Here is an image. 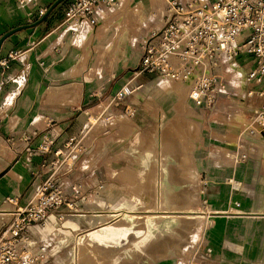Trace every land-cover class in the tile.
Here are the masks:
<instances>
[{
	"label": "crops",
	"instance_id": "obj_1",
	"mask_svg": "<svg viewBox=\"0 0 264 264\" xmlns=\"http://www.w3.org/2000/svg\"><path fill=\"white\" fill-rule=\"evenodd\" d=\"M54 1L0 0V37L7 31L20 27L2 41L0 57L6 55L11 50L23 51L20 58L10 62L8 69L5 71H1L0 69V186L5 187L6 185H10L15 187L24 185V183L29 182L33 178L32 176L30 177L31 173L38 172L41 169L42 161L46 156L48 158L53 157L52 153L42 154L36 150L38 143L44 140L45 137L52 140L51 151L60 148L62 152H67L70 149L67 148L66 144L70 138L75 137L78 141H81L80 139L88 135L85 123H89L92 132H94V128L101 129L107 124L105 120H101L104 126L101 128L97 127L91 123V119L95 118L91 114L100 116L105 114L107 110L113 109L123 114L117 113L108 118V120H112L116 115H121L117 116L114 122L119 123L117 127L120 128V133L124 134L123 132L127 131L125 133L127 135L118 136L115 143L112 142L113 144L111 142L108 143L109 145H115V147L111 146L113 148H109L107 152L114 154L113 159L132 158V160H137L138 166L134 171L127 168L123 175L125 178H129L130 176L137 177L139 189L146 191L150 197V200L143 203V206L140 207L142 208L139 210L140 213V211L147 209L155 202L156 184L158 178L161 177L160 172H162V162L160 158L158 159V155L159 157L161 156V153H158L157 146L158 132L167 130L172 123L171 121L163 124L160 114L157 119L156 106L158 103L156 102V93L160 90L162 91V89L155 86L157 83L156 79L160 80L157 83L158 87L160 84L170 81H162L165 79L157 76L151 78L149 75H143L142 78L138 77L135 80L133 78L131 81L139 84L137 88L143 87L145 89L144 96L141 91H137L136 94L133 92L131 95L134 97L131 95L127 96L117 103L111 100L107 101V99L101 100L99 99V95L94 96L93 91L97 88V85H94L96 88L92 85L89 86L86 83V79L80 77V75L77 77V74L84 71L82 66L88 62L89 56L93 53L90 50L85 56L84 53L89 48L88 45L91 48L97 46L96 41H93V39L100 22L98 21L88 34L74 35L70 30L65 29V26L61 25L64 18L65 5L69 0L58 3L44 19L41 18L43 15L38 16L36 14L38 8H47ZM65 1L66 3H64ZM131 1L133 0H129L127 4H132ZM148 2L149 0L143 3L146 5ZM133 6L130 10H132ZM30 12L33 13L32 22L27 20V14ZM102 14L100 18L103 21L101 26L103 29L102 33H104V25L108 19L107 16L102 17ZM127 19L128 17L124 19V22ZM111 24L114 25L115 23ZM128 34L134 37L132 32ZM82 36L85 37V44L83 46L79 45V40ZM102 50L104 55V48ZM97 56L94 57L91 64L94 66V69L103 60V56H101V61L95 65ZM109 58L106 57V62H108ZM246 59L251 61L250 58ZM238 61H240L239 58ZM103 66L101 68L107 78L104 81L102 80V88L99 91H103L105 86H107L111 89L110 94L115 96V91L121 84L128 83L130 79L121 77L119 80L114 81L115 75L111 74L110 76V67ZM177 86L181 87L177 83L173 84V88H177ZM181 90L188 95L187 90ZM88 91L89 93H87ZM164 92L167 93L166 91ZM172 95L173 101H177V106H174L173 101L170 103L169 112H172L170 117L177 113L175 109H179L180 104L178 95ZM242 99L244 101H240L238 97L231 98L220 104L218 111L214 113L216 116L218 112H224V109L225 111L229 109L236 110L234 107L245 113L244 115L239 113L235 116V119L243 122L241 124V138L244 136L248 112L259 103V98L255 96H247ZM77 102L85 107L82 113L78 112ZM129 108H131V111H129ZM84 115L88 118L87 122L84 120ZM100 118L98 117V119ZM217 120V116L212 119L213 122ZM154 121L159 123L158 126H155V133L151 129L155 123ZM190 125L188 123L187 133L190 135L192 133L193 135L195 128L193 125ZM109 128L110 126L106 127L103 132L100 131L94 135L93 140L103 138L108 133ZM129 128H131L129 131H125V129ZM228 131L226 129L224 134H227ZM24 134L29 136L28 140L23 139ZM153 134H155V137ZM245 137L242 138L245 139V142L242 143L246 144L247 148L235 149L234 146L237 144H234L233 147H230L225 152V157L229 160L228 163H221L216 167V164L208 162L207 165L203 166L207 171L213 172V175L220 176L218 178L224 180H215L209 184L213 190L217 191L216 201L219 202L220 206H224L225 202H231L233 206L230 209L235 210L230 212L231 215L227 217L219 216L224 213L216 212L215 214L218 216H212L214 217L213 224L207 225L206 236L212 241L225 240L228 236L231 238L228 241V245L233 246V243L230 241L236 242L240 249L246 253L251 252L250 256L254 259L256 256L259 257L261 252L264 251V243H261L259 238L262 233L264 234V227H262L264 223V136L261 138L259 136L245 135ZM141 140L142 144L138 147L137 144ZM150 140L154 143L152 148L146 147ZM93 146L95 148L96 143L91 141L88 148H92ZM129 148L131 151L133 150L135 157L128 152ZM188 149L190 150V148ZM188 149H183V151L177 153H174L173 148H168L166 151L167 159H169L166 165L167 184L170 187H174V182H176V187L189 188L190 179H193V177L197 181L193 186L198 187L201 182L200 173L197 166L194 165L193 151H189ZM242 149L248 151H246L247 159H245L246 161L239 160L236 162L232 156L237 154L238 151H242ZM186 156L187 158H185ZM69 162H72V159ZM107 169V166L100 160L93 161L90 164L77 160L73 163L71 169L65 170L62 179H64L68 188L71 189V185H74L79 189L76 198V204L79 207L77 211L93 203L103 204L105 203V199L109 200L108 197L101 196L102 200L100 199V201L95 202L91 193L95 192L94 187L98 185V182H101L103 185L105 182L103 172L107 171ZM14 171H17L21 175L16 174ZM11 173H14L18 178L14 179ZM40 179V174H38L36 180L40 181ZM206 181L209 182V180ZM104 185L110 189L114 184L104 183ZM2 190L0 189V194H9L8 190ZM236 202L239 203L238 207L235 206ZM209 206L213 207V205ZM143 212H147V210ZM122 213L108 214L107 219L104 218V220L110 221V218H120L129 215L127 212ZM9 215H11L10 210H0V217ZM72 216H67L64 226L70 227L75 231L79 230L78 232H80L81 228ZM165 216V219H170L169 213H165ZM229 221L230 228L227 227ZM245 221H248L250 224L256 223V227H253L251 230L252 241L240 243L239 239L232 238L240 234L245 235V233H242L245 228L241 225V222ZM108 223H104L101 228H104Z\"/></svg>",
	"mask_w": 264,
	"mask_h": 264
},
{
	"label": "rangeland",
	"instance_id": "obj_2",
	"mask_svg": "<svg viewBox=\"0 0 264 264\" xmlns=\"http://www.w3.org/2000/svg\"><path fill=\"white\" fill-rule=\"evenodd\" d=\"M128 1L129 0H120L117 5L105 9L102 17L107 16L108 20H106L104 25V33H102L103 29L101 26L103 21L102 18H100V23L96 28L93 39V41H96L97 46L91 48L90 45H88L89 48L85 51V56L90 50L93 51V53L89 56L88 62L82 66L84 71L77 74V77L80 75V77L86 79V83L89 86L97 85V88L94 86V88H96L93 91L94 96L99 95V99L101 100L107 99V101H115L114 95L110 94V87L105 86L103 91H99L100 88H102V80L104 81L107 78L101 68L103 64L111 68H109V73L110 76L111 74L115 75L114 81L119 80L121 77L130 79L128 83L121 84L115 91L116 94L122 86L127 85L134 90L133 92L135 94L137 91H141L144 96L145 89L143 87L137 88L139 84H135L131 80L133 78L135 80L138 77L142 78L143 75H149L151 78L156 77L154 74H148L143 71L140 67L139 41L141 38L148 36L154 29H159L161 27L162 15L166 10V1L149 0L146 5L143 2L147 0H133L131 1L132 4H127ZM64 3H66V1ZM134 3L136 4L133 6ZM132 6V10H130ZM127 17L128 19L124 22V19ZM110 23L115 24H111V26ZM129 32H132L134 37L130 36L128 34ZM84 42L85 37L82 36L79 40V45L83 46V44H85ZM95 56H97L95 65L101 61V56H103L102 63L96 65V69L91 65ZM109 56L111 57L109 58ZM106 57L109 58L108 62H106ZM91 67L93 68L90 70ZM122 81H124V79H122ZM156 82L159 83L160 80L157 78ZM170 82L163 83L164 86L160 84L159 87L157 83L155 84L157 88L163 87L164 91L167 92L165 93L163 90H160L156 93V102L158 103L156 106L157 119L160 114L163 119V124L172 121L171 125H179L177 127L178 132H171L173 135L168 133V129L158 132L157 146L158 153H161L160 157L158 155V159L160 158L162 162L161 178H164L163 185L167 187V189H172L170 194L171 198L169 197L171 200L170 211H195L193 213L194 219L193 217L188 220L186 219L188 218V214L192 215L190 213H179V217L169 216L170 219L161 217L162 214L164 215L162 212L163 210L165 212L170 211L160 206L157 207L159 199L160 201L162 200V198H159L157 195V185L155 202L139 213V210L142 209L140 207L143 206V203L149 201L150 197L148 193L139 189L137 177L130 176L129 178H125L123 175L127 168L134 171L138 166L137 160H132V158L113 159L112 157L114 154H109L107 152L109 148H113L111 146L115 147V145H111L113 144L112 142L115 143L118 136L127 135L125 134L127 132L126 130L129 131L131 128L125 129L126 132H123L124 134L120 133V128L117 127L119 123L114 121L117 119V116L121 115H116L112 120H108V118L117 113L123 114L120 111L110 109L100 116L91 114L93 115L92 117H95L91 119V123L95 124L97 127L101 128L104 126L101 120H105L107 124L101 129L94 128V132H92L89 123H85V129L88 135L84 136L83 139H80L81 141H78L77 144L74 145L66 158L68 160L72 159L71 164L77 160L86 162V164L98 160L102 161L108 168L107 171L103 172L104 183H113L114 185H110L111 187L108 189L105 187L106 185H104V183L102 185L101 182H98V185L94 187L95 192H91L93 194L92 198L95 199V202L100 201L101 196H106L109 200L105 199V203L103 204L93 203L84 209L78 210L79 212H71L73 215L72 218L81 228L80 232H78L79 230L75 231L70 227L64 226V221L67 216L60 222L52 218L44 229L41 231L38 230L40 231V237L48 244V259L44 264H264V251L261 252L259 257L256 256L252 259L250 256L251 252L246 253L239 248L236 242L230 241L233 243V246L228 245V241L231 239L228 236L225 240L220 239L217 241H212L206 236L207 225L213 224L214 217L218 216L215 214L216 212L224 213L219 216L227 217L231 215L230 212L235 210L230 209V207L233 206L231 202H225L224 206H220L219 202L216 201L217 191L213 190L209 184L213 183L215 180L221 181L223 179L218 178L220 176L213 175V172L207 171L203 166L207 165L208 162L216 164V167L221 163H228L229 160L225 157V152L228 151L230 147H233L234 144H237L234 146L235 149H241L242 147L247 148V145L241 142L240 137L241 124L243 122H239L235 119L237 114L241 113L244 115L245 113H242L240 109L237 110L235 107L234 109L237 111L233 109L225 111L224 109V112L217 113V123L213 122V117H216L214 113L201 110L198 111L194 108L193 104L189 101L187 93L181 90L188 89L185 85L179 82L181 87L178 86L177 88H173L174 83ZM101 92H103V94H101ZM178 92L184 94L185 98L183 103L179 105V109H175L177 113L170 117L172 112H169V105L173 101L172 94L177 95ZM87 93H89V91ZM173 103L174 106H177L176 100H174ZM76 106L78 107L79 113H82L85 109L79 102L76 103ZM129 111H131V108H129ZM98 117L101 118L98 119ZM84 120L87 122V116L84 117ZM188 123L195 128L193 135L192 133L191 135L187 133ZM158 125L159 123L157 121L153 124L151 129L154 133L156 131L155 126ZM109 126L108 133L104 135L103 138L101 137L93 140L94 135L100 131L103 132V130ZM226 129L229 131L227 134H224ZM153 135L155 137V134ZM91 141L96 143L95 148L94 146L88 148ZM110 142L111 144L109 145L108 143ZM141 144L142 140L137 144L138 147H140ZM152 145L154 146V143L150 140L146 147L152 148ZM164 145L168 147L166 148ZM130 148L128 152L135 157L133 150L131 151ZM168 148H173L174 153L181 152L183 149L186 150L188 148H190V150L188 149L189 151H193L194 165L197 166L200 173L201 182L198 187L193 186L197 183L194 177L190 179L189 188L176 187V182H174V187H170L167 184L166 165L169 159H167L168 157L165 151ZM244 150L242 149V151H239L245 155V157L239 159L241 161L247 159L248 151L246 150V152ZM179 158L181 159V157ZM185 158H187V156ZM14 172L21 175L17 171ZM38 174H40V181H42V176L44 175L39 169L38 172L30 174V177L32 176L33 178L30 179L29 182L24 183V185L15 187L10 185H4L5 187L0 186V189H3L2 191H9V194H0V210L7 209L12 212L17 205L23 206L32 194L34 186L40 182L36 180ZM11 176L14 179L18 178L14 173H11ZM206 180H209V182ZM11 181L14 182L12 179ZM11 181L9 182L11 183ZM204 199L208 200L206 204L203 202ZM9 200L16 201L17 204L15 205ZM209 205H213V207ZM172 207L177 208L172 209ZM186 208L187 210L184 211ZM146 210L147 212H143ZM151 211L156 212L153 213L154 216H151ZM122 212L133 214V216L127 215L117 219L110 218V221L104 220V218L107 219L108 214ZM12 213L6 217H0V231L13 219ZM148 214L151 217H148ZM174 215H177V213ZM181 215L184 219L181 218L180 220ZM99 222L101 223L97 227ZM107 222H109L108 225L101 228L104 223ZM228 223L227 227L230 228V221ZM241 225L245 228L242 232L245 233V235L240 234L239 236H234L232 239H239L240 243L252 241L253 236L251 230L253 227H256V223L250 224L248 221H245L241 222ZM262 227H264V223ZM246 232L248 233L246 234ZM259 238L260 242L264 243L263 233Z\"/></svg>",
	"mask_w": 264,
	"mask_h": 264
},
{
	"label": "built area",
	"instance_id": "obj_3",
	"mask_svg": "<svg viewBox=\"0 0 264 264\" xmlns=\"http://www.w3.org/2000/svg\"><path fill=\"white\" fill-rule=\"evenodd\" d=\"M118 1L69 0L61 25L74 35L88 34L98 23L104 8L115 6ZM165 1L161 27L139 41L141 69L161 79L185 84L189 101L204 112L215 113L220 104L234 97L240 101L247 96L259 98V103L247 114L242 138L245 135L262 138L264 0ZM45 11V7H40L36 14L41 16ZM27 20L33 21L32 12L27 14ZM22 54L21 50H11L1 56V71L8 69L10 62ZM128 88L122 86L114 102L131 95L133 90L129 88L128 91ZM242 138L241 142H245ZM23 139L28 140L29 136L24 134ZM77 142L75 137L70 138L67 148L71 150ZM51 148L52 140L47 137L37 145L38 152L52 153L53 157L43 159L42 181L34 186L23 206L14 208L13 219L0 231V264H44L48 259V244L40 237V231L52 218L60 222L72 215L71 212H78L79 189L74 185L68 188L62 179L65 170L73 165L66 158L70 150L51 151ZM243 157L244 153L232 156L236 162ZM203 202L206 204L207 200Z\"/></svg>",
	"mask_w": 264,
	"mask_h": 264
},
{
	"label": "bare ground",
	"instance_id": "obj_4",
	"mask_svg": "<svg viewBox=\"0 0 264 264\" xmlns=\"http://www.w3.org/2000/svg\"><path fill=\"white\" fill-rule=\"evenodd\" d=\"M188 1H192V0H188ZM163 81H171V80H166V79H165V80H163ZM171 82H174V83H177V84L180 85V83L177 82V81H171ZM171 82H170V83H171ZM167 83H168V82H167ZM167 85H168V84H167ZM169 85H170V84H169ZM162 86H164L163 83H162ZM177 87H178V86H177ZM161 89L164 90L163 87H162ZM170 89H171V88H170ZM166 90H168V89H166ZM186 90L188 91V89H186ZM70 91H71V90H70ZM128 91H129V88H128ZM125 92H126V90H125ZM168 92H169V91H168ZM177 95L179 96L178 99L180 100V101H179L180 104L183 103L184 98H185V95L182 94L181 92H178ZM176 97H177V96H176ZM178 104H179V103H178ZM180 104H179V105H180ZM177 109H178V108H177ZM180 109H181V108H180ZM175 122H176V121H175ZM176 123H177V122H176ZM178 126H179V125H178ZM178 126H176V124H175V125L173 124V125L169 126V128H167V129H168V133H170V132H178V128H177ZM180 129H181V128H180ZM181 130H182V129H181ZM179 131H180V130H179ZM180 132H182V131H180ZM180 132H179V133H180ZM168 133H167V134H168ZM170 134H171V133H170ZM177 134H178V133H177ZM165 135H166V134H165ZM171 135H173V134H171ZM171 135H169V136H171ZM181 135H182V133H181ZM181 135H180V136H181ZM165 138H166V137H165ZM169 138H170V137H169ZM161 139H162V138H161ZM181 139H182V138H181ZM164 140H167V139H164ZM164 140H163V141H164ZM163 141H162V142H163ZM168 141H169V140H168ZM165 142H166V141H165ZM170 142H171V140H170ZM170 144H171V143H170ZM165 145H166V144H165ZM165 145H164V146H165ZM167 145H168V144H167ZM162 147H163V145H162ZM165 147H166V146H165ZM167 147H168V146H167ZM167 147H166V148H167ZM159 151H160V150H159ZM166 151H167V150H166ZM166 151H165V152H166ZM171 172H172V171H171ZM129 173H130V172H129ZM160 173H161V172H160ZM134 175H135V174H134ZM137 175H138V174H137ZM172 175H173V174H172ZM157 177H158V176H157ZM172 177H173V176H172ZM163 180H164V178L159 177L158 180H157V184H156V185H157V195H158L159 198H160V197L162 198L161 201H160V199H159V203L157 202V203H158V206H157V207L160 206V207H162V208L167 209V210L170 211V209H171V207H170V206H171V203H170V201H171V200H170V198H171V197H170V194H171L172 189H167V187H165V186L163 185ZM146 181H147V180H146ZM166 182H167V181H166ZM153 184H154V183H153ZM139 185H140V184H139ZM165 185H166V184H165ZM141 186H142V185H141ZM140 188H141V187H140ZM153 188H154V186H153ZM142 190H143V189H142ZM154 190H155V189H154ZM145 192H146V191H145ZM169 197H170V198H169ZM174 197H175V196H174ZM176 197H177V196H176ZM157 199H158V198H157ZM173 199H174V198H173ZM174 200H175V199H174ZM175 202H176V201H175ZM174 204H175V203H174ZM175 206H176V205H175ZM169 207H170V208H169ZM162 208H161V209H162ZM168 208H169V209H168ZM173 208H175V207H172V209H173ZM176 208H177V207H176ZM176 208H175V209H176ZM187 208H188V207H187ZM187 208H186L185 210H184V209H183V210L186 211ZM153 209H154V208H153ZM157 209H158V208H157ZM179 210H180V209H179ZM179 210H178V211H179ZM149 211H150V210H149ZM160 211H161V210H160ZM181 211H182V210H181ZM12 212H13V211H12ZM12 212H11V213H12ZM162 212L164 213V215H162L161 217H166V216H165V213H167V214L169 213L170 216H174V217H179V216H178L179 213H190V214H192V215H189V214H188V216H187L188 218L185 217V218L188 220L189 218L193 217V213H194L195 211H194V212H188V210H187V212H180V211H179V212H177V211H176V212H174V211L165 212V211L163 210ZM141 213H142V212H141ZM150 213H152L151 216H154L153 213H156V212H155V211H151ZM158 213H159V212H158ZM176 213H177V215H174V214H176ZM122 214H123V213H122ZM129 215H130V216H133V214H129ZM138 215H139V214H138ZM156 215H157V214H156ZM182 215H183V214H182ZM182 215H181V216H182ZM147 216H148V217H151L149 214H148ZM181 216H180V220H181V218H183V216H182V217H181ZM138 217H140V216H138ZM143 217H144V216H143ZM118 218H119V217H118ZM116 219H117V218H116ZM141 219H142V217H141ZM183 219H184V218H183ZM193 219H194V217H193ZM85 249H86V248H85ZM90 250H91V249H90ZM93 253H94V252H93ZM87 255H88V254H87ZM112 257H113V256H112ZM77 258H78V257H77ZM77 261H78V260H77Z\"/></svg>",
	"mask_w": 264,
	"mask_h": 264
},
{
	"label": "water",
	"instance_id": "obj_5",
	"mask_svg": "<svg viewBox=\"0 0 264 264\" xmlns=\"http://www.w3.org/2000/svg\"><path fill=\"white\" fill-rule=\"evenodd\" d=\"M63 0H55L51 6V8H53L55 5H57L58 3L62 2ZM20 27H16V28H13L9 31H7L5 34H3L1 37H0V46H1V43L2 41L7 37L9 36L10 34H12L13 32L17 31Z\"/></svg>",
	"mask_w": 264,
	"mask_h": 264
},
{
	"label": "trees",
	"instance_id": "obj_6",
	"mask_svg": "<svg viewBox=\"0 0 264 264\" xmlns=\"http://www.w3.org/2000/svg\"><path fill=\"white\" fill-rule=\"evenodd\" d=\"M52 4H53V2L50 3V4L47 6V8H46V12H45V13L43 14V16L41 17L42 19H44V18L48 15V13L56 7V5H55L53 8H51Z\"/></svg>",
	"mask_w": 264,
	"mask_h": 264
}]
</instances>
